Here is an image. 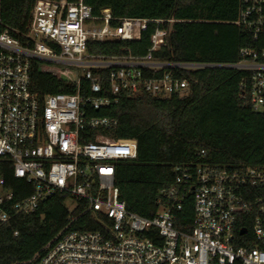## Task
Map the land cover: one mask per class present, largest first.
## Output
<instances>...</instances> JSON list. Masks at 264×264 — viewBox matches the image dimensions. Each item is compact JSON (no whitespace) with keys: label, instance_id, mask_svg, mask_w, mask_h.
I'll return each mask as SVG.
<instances>
[{"label":"built area","instance_id":"built-area-1","mask_svg":"<svg viewBox=\"0 0 264 264\" xmlns=\"http://www.w3.org/2000/svg\"><path fill=\"white\" fill-rule=\"evenodd\" d=\"M99 15L83 0H37L25 44L0 26V160L33 192L15 201L0 177V224L34 212L63 193L75 203L67 226L34 258V264H264V164L231 170L207 163L178 168L175 182L162 189L154 216L128 210L116 185V162L136 157L134 139L115 138L118 120L97 113L116 104L120 92H148L167 98L189 83L172 73L148 77L161 68L229 67L245 72L240 86L254 110L264 109V46L245 47L231 64L160 62L152 52L166 44L170 30L158 28L143 57L95 56L89 41L133 39L146 18ZM264 42V0H243L236 22ZM73 84V94L31 91V66ZM88 82L90 94L81 89ZM84 87V86H83ZM204 153V152H202ZM184 202L192 204V229L176 227ZM92 214L98 229H72ZM244 223H250L251 229ZM246 232L240 234V230Z\"/></svg>","mask_w":264,"mask_h":264},{"label":"trees","instance_id":"trees-1","mask_svg":"<svg viewBox=\"0 0 264 264\" xmlns=\"http://www.w3.org/2000/svg\"><path fill=\"white\" fill-rule=\"evenodd\" d=\"M77 2L79 0H67ZM99 15L110 9L118 28L123 18H146V30L133 39L89 41L95 56H146L158 28L170 30L164 46L152 52L160 62L231 64L241 59L245 47H262L253 32L236 23L243 0H83ZM37 0H0V26L25 44ZM148 77L172 73L189 83L188 90L160 98L148 92H120L119 101L97 114L118 120L115 138L134 139L136 157L116 162V185L128 210L152 217L162 189L170 187L178 168L207 163L231 170L264 164V109H253L243 96L244 71L229 67L144 69ZM84 82L81 93L90 94ZM31 91L41 100L47 94L76 93L67 80L31 66ZM204 152V153H202ZM0 177L19 201L33 187L16 178L8 161L0 160ZM264 203V188L257 190ZM68 196L56 193L29 214H17L0 224V264H34L33 258L52 237L67 226ZM192 204L184 202L176 227L192 229ZM250 231V223H244ZM92 214L79 217L72 229H98Z\"/></svg>","mask_w":264,"mask_h":264},{"label":"rangeland","instance_id":"rangeland-1","mask_svg":"<svg viewBox=\"0 0 264 264\" xmlns=\"http://www.w3.org/2000/svg\"><path fill=\"white\" fill-rule=\"evenodd\" d=\"M75 203L72 199L67 200L66 206L71 210L74 207Z\"/></svg>","mask_w":264,"mask_h":264},{"label":"water","instance_id":"water-1","mask_svg":"<svg viewBox=\"0 0 264 264\" xmlns=\"http://www.w3.org/2000/svg\"><path fill=\"white\" fill-rule=\"evenodd\" d=\"M246 232V228H242L241 230H240V234H243V233H245Z\"/></svg>","mask_w":264,"mask_h":264}]
</instances>
